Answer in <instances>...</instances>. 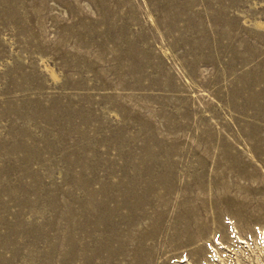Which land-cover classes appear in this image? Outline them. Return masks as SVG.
Wrapping results in <instances>:
<instances>
[{
	"label": "rangeland",
	"instance_id": "1",
	"mask_svg": "<svg viewBox=\"0 0 264 264\" xmlns=\"http://www.w3.org/2000/svg\"><path fill=\"white\" fill-rule=\"evenodd\" d=\"M0 264H264V0H0Z\"/></svg>",
	"mask_w": 264,
	"mask_h": 264
},
{
	"label": "bare ground",
	"instance_id": "2",
	"mask_svg": "<svg viewBox=\"0 0 264 264\" xmlns=\"http://www.w3.org/2000/svg\"><path fill=\"white\" fill-rule=\"evenodd\" d=\"M263 23V22H262ZM262 25V24H261ZM48 67V66H47ZM49 69H53V68H49ZM242 240V239H241Z\"/></svg>",
	"mask_w": 264,
	"mask_h": 264
}]
</instances>
